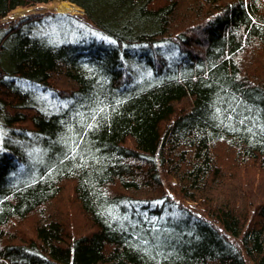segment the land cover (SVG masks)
Listing matches in <instances>:
<instances>
[{
    "label": "trees",
    "instance_id": "obj_1",
    "mask_svg": "<svg viewBox=\"0 0 264 264\" xmlns=\"http://www.w3.org/2000/svg\"><path fill=\"white\" fill-rule=\"evenodd\" d=\"M53 1L0 0V264H264V0Z\"/></svg>",
    "mask_w": 264,
    "mask_h": 264
},
{
    "label": "rangeland",
    "instance_id": "obj_2",
    "mask_svg": "<svg viewBox=\"0 0 264 264\" xmlns=\"http://www.w3.org/2000/svg\"><path fill=\"white\" fill-rule=\"evenodd\" d=\"M63 1H69V0H63ZM63 1H61V0L53 1V2H50V3H47V4H41V5H37V6H34V7H29V8L19 7L17 9H15L10 16L11 17H18V16H22V15H24L26 13H29V12H44V11H47V10H50V9L58 11V12H63V11L59 10V6H60V4ZM69 2L73 3L71 1H69ZM79 7L81 8V11H82V7L81 6H79ZM71 13H82L83 14L84 12L76 11V12H71ZM74 24L76 25L77 23H74ZM37 30L44 31V32L46 31V32H50V33L53 32L55 34L60 33L61 36L68 37V38H73L74 34H75V30L74 29L71 32H68V31H65V30H61V26L60 25L52 23V22H50L48 20L45 21V23L40 24V26L37 27Z\"/></svg>",
    "mask_w": 264,
    "mask_h": 264
},
{
    "label": "bare ground",
    "instance_id": "obj_3",
    "mask_svg": "<svg viewBox=\"0 0 264 264\" xmlns=\"http://www.w3.org/2000/svg\"><path fill=\"white\" fill-rule=\"evenodd\" d=\"M59 10L63 12H76L78 10H81V8L74 3H70L69 1H63L59 6Z\"/></svg>",
    "mask_w": 264,
    "mask_h": 264
},
{
    "label": "water",
    "instance_id": "obj_4",
    "mask_svg": "<svg viewBox=\"0 0 264 264\" xmlns=\"http://www.w3.org/2000/svg\"><path fill=\"white\" fill-rule=\"evenodd\" d=\"M78 11H80V12H84V9L82 8V11L81 10H78ZM69 12V11H68Z\"/></svg>",
    "mask_w": 264,
    "mask_h": 264
}]
</instances>
